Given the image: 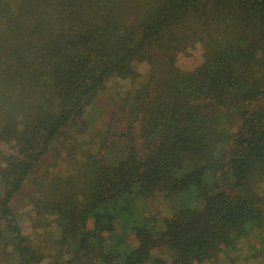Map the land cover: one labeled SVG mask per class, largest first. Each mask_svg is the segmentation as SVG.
Wrapping results in <instances>:
<instances>
[{"label":"trees","instance_id":"trees-1","mask_svg":"<svg viewBox=\"0 0 264 264\" xmlns=\"http://www.w3.org/2000/svg\"><path fill=\"white\" fill-rule=\"evenodd\" d=\"M0 264H264V0H0Z\"/></svg>","mask_w":264,"mask_h":264},{"label":"rangeland","instance_id":"rangeland-1","mask_svg":"<svg viewBox=\"0 0 264 264\" xmlns=\"http://www.w3.org/2000/svg\"><path fill=\"white\" fill-rule=\"evenodd\" d=\"M193 58L196 60V59H199V54H198V51L195 50L194 51V54H193ZM190 57L187 58V63L189 61ZM18 203H16V206H17V209H18V212L20 213L21 215V226L24 230V232L26 233H30V215L32 217V214L28 213V208H23L22 207V204L20 203V200L17 201ZM156 208H161V204L160 203H156L153 205V212L156 210Z\"/></svg>","mask_w":264,"mask_h":264}]
</instances>
